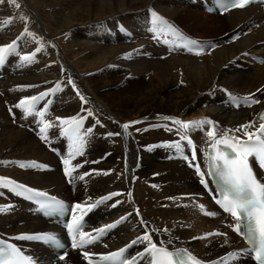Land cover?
Here are the masks:
<instances>
[{"label": "bare ground", "instance_id": "1", "mask_svg": "<svg viewBox=\"0 0 264 264\" xmlns=\"http://www.w3.org/2000/svg\"><path fill=\"white\" fill-rule=\"evenodd\" d=\"M193 1L17 0L19 9L0 3V46L16 40L25 27L36 39L24 36L17 41L19 60L31 53L29 47L35 50L43 45L26 72L0 79V161L16 162L0 163V177L78 203H93L119 193L90 214V233L125 217L106 232L104 242L90 248L97 256L148 233L157 245L187 247L210 264H236L240 260L236 249L244 244L230 230V220L223 214L204 215L212 210L213 203L188 164L193 163L194 145V163L205 168L206 148L212 143L207 133L213 128L218 138L224 131L238 133L234 130L243 124L255 121L254 128L260 124L256 115L264 106V64L254 63L250 54H264L262 11L250 6L223 16L203 11L207 15L201 17ZM153 13L166 23L157 21ZM21 15L28 20L21 21ZM9 18L10 25L5 23ZM183 20L200 23L209 32L225 27L240 32V36L200 56L176 53L162 57L165 52L153 50L149 36L154 40L160 35L175 37L174 29ZM13 56L10 53L0 66V76L10 71ZM57 83L60 90L46 98L51 103L38 102L34 114L25 115L16 107L24 97L48 91ZM27 85L38 87H23ZM234 94L253 97L260 103L236 107L230 104ZM45 108L47 112L40 117L38 113ZM84 109L93 115L87 116ZM73 116H87L81 131L92 128V132L85 136L83 155L71 161L73 166L82 167L76 168L69 185L62 173L65 166L49 148L62 147L67 158L71 142L61 135L56 117ZM165 116L184 121L207 119L212 124L189 130V144L180 140L176 126ZM42 120L53 124L47 130L49 143L39 133ZM132 121L141 123L131 124L125 131L122 125ZM176 141L181 143L180 150L171 147ZM183 154L188 158H182ZM29 162L39 167H20V163ZM84 173L89 175L79 180L77 177ZM20 191L23 189H17ZM17 192L0 186V206H10L0 211V230L20 237L47 229L30 213L32 208L24 195ZM145 244L128 248L127 256L135 264L148 262L147 255H138ZM27 245L35 255L43 250ZM62 264L85 263L72 252Z\"/></svg>", "mask_w": 264, "mask_h": 264}, {"label": "snow or ice", "instance_id": "2", "mask_svg": "<svg viewBox=\"0 0 264 264\" xmlns=\"http://www.w3.org/2000/svg\"><path fill=\"white\" fill-rule=\"evenodd\" d=\"M10 3L16 9H19L21 5L17 0H0V3ZM251 0H238V2L233 3V7L243 8L249 4ZM155 19L160 22H164L163 18L158 14L153 13ZM21 21H27L28 17L21 15L19 17ZM6 24H11L12 19L9 18L5 21ZM166 23V22H164ZM169 27H171L169 25ZM177 35H182L178 30H175ZM24 36L31 37L33 40L36 39L34 33L29 31L27 27L24 28L23 32L13 40L11 43L4 44L0 46V66L5 63L6 57L10 53H14L17 50V41L24 38ZM189 45L198 44L197 41L189 40ZM43 45L37 47L35 51L23 55L20 57L22 64H31L34 62L36 53L40 52ZM188 51H192L191 47H188ZM200 55V52H196ZM71 83L72 88H76V85ZM23 87H38L37 85H27ZM60 90V83H57L54 88L48 91H41L38 95L26 96L19 101L16 105L17 108L23 110L25 115H32L36 112V105L40 101H45V103H51L50 100L46 98L50 94ZM77 95L79 91L77 90ZM81 101L87 103L85 98L80 95ZM248 98H245V103H247ZM260 103L257 99H252L251 104ZM240 107V104H236ZM87 112V116H92L93 113L89 109H84ZM47 109L40 111L38 115L44 117ZM87 116L80 117H69L61 119L56 117V120L60 122L61 125V135L67 137L70 142V151L67 158L63 159L64 164V174L68 177V182L73 183V173L76 168L82 167V165L77 164L72 165L71 161L79 155H83V147L86 143L85 136L90 135L92 128H87L83 131V122L87 119ZM165 120L171 121L173 125L176 126L178 134L180 135L181 141H187L192 144L187 133L192 129H199L205 124H212V121L207 119L200 120H190L184 121L179 118L165 116ZM264 120V115L261 116ZM96 123H99L97 120ZM141 123V121H132L130 123L123 124L122 127L126 131L131 124ZM255 121L249 122L248 124H243L239 128L235 129L236 132H243V135L247 137L246 140H242L240 137L235 135H230L229 132L233 130L224 131L219 134L217 138V132L215 128L207 133V135L212 139L211 149L212 151L208 153V174L217 178V183L219 185L218 191L220 193V199L216 200V203L221 205L223 210L230 214L235 224L232 225L233 231L238 235L243 237L247 243L250 245L248 251L254 253V259L257 264H264V183H260L253 173L252 168L249 165V157L254 154L258 156L262 161H264V123H260L255 131H249L253 127ZM53 127V124L49 121L42 120L41 127L39 128V133L41 139L45 143H49L47 136V130ZM156 127V126H154ZM168 131H172L171 127L168 125H163ZM139 131V129H137ZM109 136L120 135V133H108ZM171 147L177 150L181 149V143L179 141L173 142ZM187 159V157H185ZM196 159L195 156V146L192 149V166L196 169L197 173L201 177L200 183L207 187V180L204 179L205 172L201 170L199 163H194ZM2 164L16 163L14 161H0ZM95 163V162H94ZM39 167L36 162H29L28 164L20 163V167ZM107 175L108 173H104ZM89 175V173H84L77 178L79 180H84V177ZM0 186L10 189L12 192H17V189H23V191L17 192L18 195H27L28 199H33L35 197L46 198L44 200H37L41 209L46 210L47 214L51 215L53 213L59 212L69 213L71 215V221L67 224L68 230L72 233V247L82 248L86 244H93L98 241L106 232L110 229L117 227L123 222L125 217H121L113 224L105 225L101 228L95 229V235L90 232H84L82 230L84 225V217L89 212H91L98 205L111 200L113 196L119 195V193H110L107 196L101 197L93 203H77L74 204L71 209L64 205L62 202L55 200V198L48 197L46 192H40L36 189L28 188L25 185L18 184L16 181L11 180L7 177H0ZM91 199V198H89ZM120 203L119 201L116 202ZM115 207L116 204L111 205ZM7 207L10 206H0V211H5ZM203 207L202 205L200 206ZM137 214L139 210L137 209ZM208 215H214V213H207ZM166 231V230H165ZM208 235H214L209 233ZM215 235H223L221 233H215ZM77 236H79V241H77ZM21 239L30 240H45L52 241L55 239L51 234H24L20 237ZM193 239H199V237H194ZM144 251L138 253L141 258L145 255L149 257L148 264H204L203 261L194 256L187 249L181 248L175 251H170L168 248L163 246H157L153 241L151 234L145 233L143 236H139L132 240L124 248H120L118 251L109 252L107 255L101 257L103 261L112 262V264H134V261L125 259L124 253L128 248L133 247L138 243H144ZM0 244L6 245L5 247H0V264H31V261L25 258L15 245H7L6 241H0ZM94 254L90 252H83L85 259L89 261V264H96L93 261L92 256ZM61 259H64L62 256Z\"/></svg>", "mask_w": 264, "mask_h": 264}, {"label": "rangeland", "instance_id": "3", "mask_svg": "<svg viewBox=\"0 0 264 264\" xmlns=\"http://www.w3.org/2000/svg\"><path fill=\"white\" fill-rule=\"evenodd\" d=\"M195 12L197 14H199V16H201V17L203 16V14H206V13H203V10L201 8H199V7L195 8ZM5 17H7V16H4V17L2 16L1 19L5 18ZM207 17H214V16L208 15ZM178 23H179V27H181L187 34H189V35H191V36H193L195 38H198V39H205L207 41L208 40L212 41L211 39H219V40H221L222 37H225L227 35V33H231L230 30H227V28L224 29L225 27L223 29L221 28V30L219 29L218 31H211L210 30V32H209L208 29L205 30L206 28L200 27V23H196V22L188 23L187 21H184V20L183 21H179ZM27 37L28 36H25V38H27ZM160 38H161V35H160V37H157V40H160ZM27 39H29V38H27ZM29 48H30L31 52L35 51L34 48H31V47H29ZM18 54L19 53L16 50V52H14V56H13V58L11 60V63H10V71H8V72L4 73L2 76H0V79H5L6 80L9 77V74L11 76H13V75L16 76V74L14 72H17V74H18L20 71H25L26 72L27 69L30 68L29 66H27L28 64H23V67L16 66L18 64V62L22 63L21 60H19V58L17 57ZM36 54H39V52L36 53ZM16 62H17V64H16ZM24 65H26L27 67H25ZM15 66H16V68H15ZM15 69L19 70V71H16ZM22 69H24V70H22ZM12 70H15V71H12ZM236 264H244V261L243 260H242V262L241 261H239V262L237 261Z\"/></svg>", "mask_w": 264, "mask_h": 264}]
</instances>
